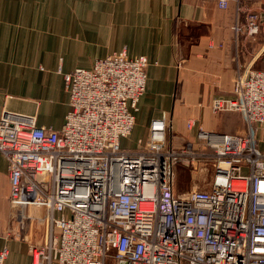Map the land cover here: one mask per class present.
Segmentation results:
<instances>
[{
    "label": "built area",
    "instance_id": "built-area-1",
    "mask_svg": "<svg viewBox=\"0 0 264 264\" xmlns=\"http://www.w3.org/2000/svg\"><path fill=\"white\" fill-rule=\"evenodd\" d=\"M263 24V11L247 10L232 31L256 41ZM147 66L121 52L62 74L69 110L59 130L1 115L9 225L0 264L11 244L30 264H264V70L237 74L229 95L210 101L212 113L240 116L243 135L199 127L195 142L167 146L161 118L141 147L124 149ZM183 163L212 167L202 188L174 192Z\"/></svg>",
    "mask_w": 264,
    "mask_h": 264
},
{
    "label": "crops",
    "instance_id": "crops-1",
    "mask_svg": "<svg viewBox=\"0 0 264 264\" xmlns=\"http://www.w3.org/2000/svg\"><path fill=\"white\" fill-rule=\"evenodd\" d=\"M252 9L264 12V0H230L226 8L216 0H0V117L28 116L38 127L59 130L69 110L62 74L90 70L97 60L123 52L148 62L124 149L141 147L150 122L161 118L171 125L167 146L195 142L199 127L243 135L238 114H214L209 106L229 95L237 74L264 70V24L256 41L232 31L235 17L243 22ZM8 196L7 162L0 154V250ZM30 261L24 247L11 244L4 264Z\"/></svg>",
    "mask_w": 264,
    "mask_h": 264
},
{
    "label": "rangeland",
    "instance_id": "rangeland-1",
    "mask_svg": "<svg viewBox=\"0 0 264 264\" xmlns=\"http://www.w3.org/2000/svg\"><path fill=\"white\" fill-rule=\"evenodd\" d=\"M241 11H239V12H241ZM201 94H204V92L202 90H201ZM138 137H139L138 132L133 133L131 140L129 139V143H131V141H133V140H137ZM129 146H132V143ZM185 166L186 165L183 163V164H177L173 167V169H174V188H175V191L178 193L188 192L193 187L198 188V189L202 188L203 185L205 184V182L207 180H209L211 170H212L211 169L212 167L209 166L208 172L202 171L200 173V172H198V168L196 166H195L196 169H194V170L189 169V168H185ZM198 179L206 180V181H201Z\"/></svg>",
    "mask_w": 264,
    "mask_h": 264
},
{
    "label": "bare ground",
    "instance_id": "bare-ground-1",
    "mask_svg": "<svg viewBox=\"0 0 264 264\" xmlns=\"http://www.w3.org/2000/svg\"><path fill=\"white\" fill-rule=\"evenodd\" d=\"M261 187L264 188V183L261 184Z\"/></svg>",
    "mask_w": 264,
    "mask_h": 264
}]
</instances>
